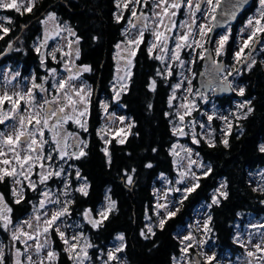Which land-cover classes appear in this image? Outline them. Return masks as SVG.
I'll use <instances>...</instances> for the list:
<instances>
[{"label": "trees", "instance_id": "trees-1", "mask_svg": "<svg viewBox=\"0 0 264 264\" xmlns=\"http://www.w3.org/2000/svg\"><path fill=\"white\" fill-rule=\"evenodd\" d=\"M0 10L5 17L11 19V23L7 22L9 33L4 35L0 31V35H3V39H0V55L6 52L11 43L15 45L14 50L0 62V67L7 64L17 69L20 66L23 77L33 74L40 79L46 74V70L58 67L64 61L61 50L57 49L56 58L47 56L42 64L43 52L36 50V41L44 32L42 21L49 13H54L62 23L69 25L76 37L80 38L77 44L80 56L76 59V64L91 68L90 72H82L81 75L84 83L91 88V96L87 131H81L83 139L87 141V155L78 160L73 159L75 172L71 173V177L74 179L75 189L78 188L76 169H79L90 187L87 196L74 190L71 209L74 215L91 209V213L99 219L97 213L104 205L105 195H110L116 201V209L100 227L93 228L89 222L86 223L85 233L88 244L92 245L89 247L90 255L97 259L99 255L109 252L113 244H123L124 251L119 252V257L126 260L127 264H178L177 260L183 255V244L177 235L189 225L195 211L204 205L210 206L211 242L217 247L218 254L231 253L234 256L243 253L245 248L236 237L238 224H243L247 216H264V191L258 190L250 177L253 171L264 168V152L259 151V146L264 142L263 62L258 59L251 70L246 67L240 70L239 81L245 89L243 96L234 92L230 96L216 99L222 108L231 107L238 99L243 102L251 100L254 111L246 119L238 120L235 117L231 133L225 137L228 147L221 143L225 139L221 135V122L214 117L211 126L215 129V146L209 147V140L204 136L198 138L199 144H194L198 154L212 171L200 178L199 187L187 194V198L180 203L178 213L167 219L164 228L160 229L159 218L154 214L155 188L161 184V174L174 176L177 173L171 151L176 140L173 122L176 121L177 99L171 100V106L169 100L174 95L178 68L168 76L165 71L167 65L153 58L156 56L155 52L150 57L147 34L144 42L136 49L128 90L117 99L113 88L117 72L116 45L126 37L123 32L127 26L128 13L123 14L119 23L116 21L115 15L119 14L116 0H37L31 12L23 11V7L21 13L4 8ZM247 15H242L238 24L246 23ZM238 24L230 34L224 53L220 55L227 66L233 62ZM94 37L98 39H93ZM183 56L185 58L188 54ZM202 62L203 59L195 61L196 70L202 68ZM158 70L164 72V75L158 76ZM152 80L156 81L155 91L149 87ZM194 84L197 85V78ZM183 91V88H179V94ZM105 101L111 109H119L128 115L135 125L129 128L123 144L118 143L121 138L117 136H113L108 144L105 143V134L101 132L105 117L101 105ZM105 147L111 155L110 165L108 157L102 151ZM149 163L153 167H146ZM132 169H135L134 173L131 172ZM126 170L133 176L131 185L127 184L124 175ZM221 184H226L222 191L228 193L227 198L218 195L219 203L213 204V196ZM11 188V179L6 177L0 183V193L4 194L12 208L9 230L0 227V241L5 245L6 264H12V253L19 247L17 242L11 241V226L31 213L34 201L37 200V196L26 187L24 199L19 204L14 203ZM146 217H151V220ZM150 223L155 235L149 234V238L145 239L141 231L146 232V225ZM120 235L124 236L123 241L118 238ZM53 245L58 253L56 264H74L65 251L66 245L56 232L53 233ZM115 264L118 262L115 261Z\"/></svg>", "mask_w": 264, "mask_h": 264}, {"label": "snow or ice", "instance_id": "snow-or-ice-1", "mask_svg": "<svg viewBox=\"0 0 264 264\" xmlns=\"http://www.w3.org/2000/svg\"><path fill=\"white\" fill-rule=\"evenodd\" d=\"M37 0H21L20 3L17 0H0V8L15 10L17 13H21V8L23 7V11L31 12L32 9L36 6ZM149 3L152 4V13L148 15L142 9L147 7ZM207 5V10L204 9V5ZM222 4V0H116V7L120 9V13L115 15L116 21L119 23L123 19V12L130 11L131 18L128 20L129 28H126L123 32V35L126 36L125 43L126 47L124 52L127 53L126 56H122L121 59L125 61V68L123 75H117V83L119 84V89L115 91V95L117 99L121 96L122 93L128 90V82L131 78V66H132V57H135L136 51L134 49H138L140 44L144 42L145 32L149 30V21L152 22L154 27L150 29L151 35L154 37V41L148 47V53L150 57L155 49L159 48L162 55H156L155 59L164 61L165 57L171 61H179V65L183 67L185 65V61L180 57V50L183 48H203V44H201L200 40L195 39V34L198 33L201 39H204L207 36L208 32H211L213 29L208 28L206 24H197L196 22V13H204L207 11L211 16V19L215 22L217 20L216 10L220 8ZM259 7L257 9V15L254 18H249L247 21L246 28L251 27V32L248 34L247 39L243 40L242 46L239 51L235 53V60L239 63L241 61L244 62V66L251 70L256 61L252 58L251 51L245 54V49H251L254 47V43L262 42L258 40L260 34H264V0H258ZM238 6V5H236ZM186 8L189 12L190 23L187 21L180 22L179 25L176 24L174 17L177 16V13L181 8ZM141 9L139 12L137 9ZM157 9L159 11H157ZM194 9V11H193ZM230 16L235 15V11H231L229 13ZM56 16L54 13H49L47 16V20H55ZM165 19L168 20V23L165 24ZM0 21H7L11 23V19L7 17H0ZM136 21V22H134ZM47 21H42V23H46ZM163 26L164 31H161L160 28ZM217 23H213V28L218 27ZM186 28L187 30L183 34H177L173 39L175 40V48L169 49V35L168 33L172 32L173 29ZM65 31L70 36L76 37L75 31L65 26ZM131 30H135L133 34ZM0 31L3 32L4 35H7L10 31L8 27H5L3 23H0ZM59 34V33H57ZM0 39H3V35H0ZM93 39H98V37H94ZM229 39V35H222L218 41V46L215 49L216 56H220L224 53L225 44ZM80 38L76 37L74 41H69L68 47L71 49L73 43L79 44ZM210 40H205V43H209ZM11 47V45H9ZM118 50L121 49V44L118 43L116 45ZM39 52V48L36 49ZM208 51V57L211 59V52ZM53 59H55V55L51 54ZM67 56H75L79 58L80 50L79 48H75L73 51L69 53H65ZM120 56V52L117 53ZM200 58L204 59L205 56L200 54ZM41 63H44V57L41 56ZM187 63H194V61H188ZM215 63V62H214ZM226 66L217 63L214 69L217 73H222ZM65 70L69 73L67 78L56 79L57 71L56 69H50L49 72L53 77V83L51 85L50 90L45 85L47 84V79L45 78L44 83L37 84L33 79L32 85L27 89L26 92H16L13 95H9L6 91L0 96V125L4 126V129L0 130V183H3L5 178H10L12 181L11 195L15 198L14 203L19 204L24 199V182L27 181V188L36 191L37 189V181L32 180L31 177L33 174L39 177V184H45L52 177H67L70 176V173H67L63 164L57 165L55 161L58 159L59 161H65L66 159H81L87 155L85 149L87 148V141L80 138L79 133L69 131L65 126L71 122L78 125V127L87 131L86 120H82L81 118L85 117L88 113V97L90 95V90L86 91L88 86L80 81L79 86H77L76 81L79 80L82 72H90V66H75L69 67L67 64L65 65ZM121 69L118 67L117 72L119 73ZM168 76L172 75V70L170 66H166L165 69ZM236 74H239L240 69H236ZM232 72H228L227 75L223 76L222 82L217 84L216 87L220 88L221 91L227 90H235L232 89V83L228 80V76L232 75ZM16 75H19L17 73ZM158 76L164 75V72L158 70ZM183 76V73H181ZM203 75V74H202ZM187 80L189 85L187 91L191 93V80H188L187 77H184L179 83L174 85L175 89H179L182 87L184 81ZM156 81L152 80L149 85L152 91H155ZM215 90V89H213ZM38 94L39 99H38ZM238 94L243 96L245 94V89L243 87L238 89ZM202 99H206L203 93H200ZM175 99L173 95L170 97L169 104L171 106V100ZM10 105V108L4 110L5 103ZM23 102V107L21 105ZM195 105H192L194 107ZM102 108L107 109V104H102ZM181 108L185 110L184 115H179V120L181 122L184 121L185 115H190V106L187 103H182L180 105ZM238 109L241 110L240 114L236 116V119H246L249 114H251L254 109L251 107V100H246L239 104ZM151 108V105H149ZM246 109V111H243ZM225 120L227 125V131L222 130L225 137L230 135L232 128V121H230L227 117H221ZM126 118L120 117L121 122H123ZM213 116L209 115L208 120L211 121ZM9 121H13L12 124H9ZM134 124L129 125V127H134ZM201 128H204L205 125L201 124ZM11 129V131H7V129ZM105 131V129H101V132ZM120 131H124L120 129ZM49 135L46 136L45 133ZM173 133L178 134L180 136H184L186 133L184 132L182 127H174ZM101 139H104L101 136ZM192 142L195 144H199L200 140L196 138V135L193 134ZM105 143H109V141H105ZM118 143H125L124 139H120ZM209 147H214L215 143L213 140H209ZM225 147H228V140L225 138L221 141ZM47 147V151H45ZM175 145H173V149H175ZM71 150V151H70ZM105 156L108 157V164H111V155L108 151V148L105 147L102 149ZM156 151V149H153ZM259 151L264 152V144L259 146ZM9 154H11V159H9ZM174 155H179L177 152H173ZM192 150H186V158H188V165L185 171L180 172L181 179L178 183H186L188 179L192 181L190 186H186L183 189L177 188L175 191H183L185 193L184 198H187V194L195 191L196 188L199 187L200 176L196 174V172L192 171L193 165H197V161L191 159ZM197 155H199L197 153ZM40 169L36 171V168ZM198 167L204 169L202 172L203 176H207L211 173L212 169L210 166H205L202 163L197 165ZM146 167L151 168L153 165L151 163L147 164ZM132 173L135 172V169L131 170ZM126 177V181L128 185L133 183V176L129 174L126 170L124 173ZM163 177V174H161ZM76 178L78 180H83L84 182L80 187L76 188L75 191L81 193L84 196H87L88 188L90 187L87 183L86 178L81 176L79 169H76ZM166 179V178H164ZM64 188L67 190L70 186V181L65 179L63 181ZM226 188V184H221L220 188L216 191L219 196L227 198L228 193L226 191H222V189ZM264 191V188L261 189ZM168 191H172L169 189ZM67 195V191L64 193ZM44 199L39 201V208L44 209L46 202L53 204H60L59 199L51 200L50 199V191H43L40 193ZM167 200V193L164 197ZM105 200L107 201L106 207H103L99 212V219L92 218L91 209L85 210L84 215L88 218V222L91 224L93 228L100 227L105 220L108 219V216L111 212L116 209V201L112 200L110 195H105ZM71 201H69L70 203ZM213 204H218L219 199L216 195L213 196L212 200ZM171 202H166L164 204L157 203L155 208V215L159 218L158 227L163 229L167 219L174 217L179 211V208L175 210L169 209V204ZM178 203H182V200ZM34 207V211H35ZM161 210H163L161 212ZM12 212V208L8 205L5 200L4 194L0 193V227H3L4 230H9V225L12 224V220L10 218V213ZM68 214V208L63 206L59 208L57 211H54L51 215L50 219H44L43 221V229L39 224L33 225L30 221H25L28 228L35 230L36 235L34 236L30 232H24L20 227H17L15 231H12L11 241L16 242L20 241L25 245L24 251L22 252L20 249L16 248L14 253H12L14 259L12 264H24L21 260L22 256H25L27 264H45V261L54 262L58 256V254L53 250H48L46 257L41 256V252L45 248H50V241L45 238L43 242L39 241L40 235H47L50 233V229L55 227V232L58 234L59 238L66 245L65 251L69 253V259L74 261V264H83L85 259H88V254L86 248L92 247L91 244L85 245V247H81L80 251L77 252V243H73L72 241H79L80 236H72L70 238L66 237L65 232L60 230L59 225H57V221L60 220L61 217ZM47 216V213H45ZM36 221H40L41 217L36 215ZM146 219L151 220V217H146ZM211 217H209V220ZM147 231H141V235L145 238H149V234L155 235L153 231V226L150 224L146 225ZM203 231L208 233L211 229L208 227V221L204 222ZM21 237H24L21 240ZM121 241L124 240V236L120 235L118 237ZM35 240V255L38 257L36 261H33L32 255H26L29 247L27 241ZM184 240L189 243L185 248L181 249V252L187 256L188 249L192 248L193 241L195 238L190 234L184 237ZM207 241H195L196 246L202 247L204 243ZM251 242V240H249ZM255 248V252L247 251L246 255L249 258L247 264H253V260L256 259L260 262V264H264V247H261V244L253 245ZM13 248H15V244H13ZM124 251V245L121 244L114 251H109L107 254L108 260L105 261V264H108V261H117L118 264H127L126 260H122L116 253ZM83 253V256L80 255ZM257 253H261L259 257H257ZM203 253H200L202 255ZM6 253L4 252L3 246L0 245V264H6L5 261ZM215 259L214 256H208L207 262L211 264V262ZM195 264H200L199 260L195 262Z\"/></svg>", "mask_w": 264, "mask_h": 264}, {"label": "rangeland", "instance_id": "rangeland-1", "mask_svg": "<svg viewBox=\"0 0 264 264\" xmlns=\"http://www.w3.org/2000/svg\"><path fill=\"white\" fill-rule=\"evenodd\" d=\"M7 2V0H6ZM18 3L21 2V0H17ZM253 7V5L250 7V9ZM208 6L205 4L204 9L207 10ZM138 12L141 9H137ZM145 13L148 15H151L152 13V4L149 3L147 7H144L142 9ZM119 9V13H120ZM157 11H159L157 9ZM194 11V9H193ZM128 13V20L131 18V13L130 11H124L123 14ZM257 15V10L255 13L250 17L254 18ZM56 16V15H55ZM0 17H5L3 15V12L0 11ZM176 22L177 25L180 24L182 21H190L189 17V12L186 8H181L179 12L177 13V16L173 18ZM249 20V19H248ZM44 21H47L46 23H43V28L44 32L43 35L36 41V46L39 48V51L42 50H48V55H45L43 53L44 57V63L46 61L47 56H50L53 58L51 54L57 55L58 50H61V57L64 58V61L62 64L58 67H52L50 69H56L57 71V76L56 79L60 78H67L69 73L65 70V65L67 64L69 67H75L79 66L76 64V57L73 56H67L65 53H69L73 51L75 48H78L77 44L73 43L72 48L70 49L68 47L69 41H74L73 37L70 36L67 31L64 30L65 26L70 27L69 25H65L62 23L59 18L56 16V19L53 20H47V17L44 19ZM136 22V21H134ZM196 22L197 24H206L208 28H212L213 26V20L211 19V16L207 11L204 13L197 12L196 13ZM0 23H3L5 27H8L7 21H0ZM165 24L168 23V20L165 19L164 21ZM155 25L152 24L151 21H149V30L145 32L144 39L146 35L148 34V43L149 45L154 41V37L151 35L150 29L154 27ZM232 26H229V29ZM126 28H129L128 22ZM227 29L225 31H222L220 35L217 37L216 40V45L215 49L218 46V41L222 35L228 34L229 39L227 43L225 44V48L228 46V43L230 41V34L232 30ZM161 31H164L163 26L160 28ZM187 29H179V32H177V29H173L172 32L168 33L169 35V49H174L175 48V40L173 37H175L177 34H183ZM251 27L246 28L245 26L243 27H238L235 33V42H234V51H233V62L232 64H228V72L234 71L237 66L241 62H237L235 60V53L239 51L240 47L242 46L243 40L247 39L248 34L251 32ZM131 32L134 34L135 30H131ZM59 33V34H57ZM210 32L207 33V36L204 39H201L199 34H195V39L200 40L201 44H203V48H183L180 50V57L183 59L186 63L183 67L179 65V61H171L165 57V60L163 61L167 66L171 67L172 73L175 68H178V72L176 75L178 76L177 83H179L184 77H187L188 80H191V93L187 91L189 85L187 83V80L184 81L182 87L183 88V93L179 94V89H175L174 91V96L175 99H177L176 103V121L173 122V128L174 127H182L184 132L186 133L184 136H180L178 134H175L176 140L174 141L173 145H175V149H173V145L171 148L172 153L175 151L179 153V155H174V161L176 164L177 168V173L174 176H163L164 178H161V184L158 185L155 188V205L157 203L164 204L166 202H171L169 204V209L170 210H175L176 208H180V203L179 201L184 199L185 193L183 191H175V189L180 188L183 189L186 186H190L192 181L188 179L186 183H178V181L181 179L180 177V172L185 171L187 169L188 165V158H186V150L191 149L192 150V155L191 159L197 161V165L203 164L205 166H209L206 164L200 155H197V150L195 148V143L192 142V136L193 134L196 135V138L198 139L200 136H204L208 140H213L214 139V128L211 126V122L214 121V117L216 116L218 119V122H221V131H227V125L224 119L221 117H227L230 121L235 119L237 115H239V112L241 110L238 109V105L241 104L243 101L242 100H235L233 105L229 108H222L219 106L217 102V98H215L213 95H210L209 97H206V99H202L199 96L198 93V86L194 84V80L199 76V74L204 71V66L200 68L199 70L195 69V61L200 58V54L205 55V50L207 47V43H205V40H208ZM124 41H126V37L124 38ZM124 41L120 42L121 44V49L116 52V60H117V68L119 67L121 71L118 73L116 72V78L117 75H123L124 74V68H125V61L121 59L122 56H126L127 53L124 52V49L126 47ZM50 44V45H49ZM58 49V50H57ZM136 51V49H134ZM225 50V49H224ZM118 51L120 52V56L117 55ZM186 51V53H183ZM153 52H155L156 55H162L160 52V49L157 48ZM188 54V56L184 58L183 55ZM219 60L220 56H217ZM188 58V59H187ZM60 59L57 60L59 62ZM188 61H194V63H187ZM133 65H134V57H132V66H131V73L133 70ZM45 66V65H43ZM21 67L19 66L18 69H13L11 66L4 64L3 67H0V73L2 76L0 77V96H2L5 91L9 95H13L16 92H21L24 93L27 91L28 88L31 87L33 79L37 84L39 83H44L45 78L47 79V84L45 85L48 87L50 90L51 85L53 83V77L50 74L49 70H46V74L42 75L40 79L38 77H33V76H27V78H22L21 73L19 72V69ZM19 73V75H16ZM183 73V76L181 75ZM240 73V72H239ZM82 75V73H81ZM80 75L79 80L76 81L77 86H79L80 81H83L82 76ZM234 75V74H233ZM115 78L114 80V85L113 88L118 90L119 89V84L117 83V79ZM130 81V80H129ZM84 82V81H83ZM232 85L234 87V91L238 94V89L243 87L242 84L239 81V75L235 74V77L232 80ZM129 86V82H128ZM90 89L87 88L86 91H89ZM54 91V90H52ZM38 94V99H39ZM91 95V92H90ZM89 95V96H90ZM205 97V96H204ZM174 99V100H175ZM88 103H89V97H88ZM182 103H187L190 106V115H185L184 116V121L181 122L179 120V115H184L185 110L180 107ZM104 104H107V109H104L105 112V117H104V127L105 129L104 134L105 138H107V141H111V138L113 136H117L118 138L125 139L127 137V133L129 132V125L132 124L131 118L126 115L123 111L119 109H111L108 105V102L105 101ZM22 107L23 102H21ZM192 105H195L192 107ZM88 107V104H87ZM10 108V105L6 102L4 105V110H7ZM211 115L213 116V119L211 121L208 120V116ZM87 117L88 113L85 117L81 118L82 120H86V126H87ZM120 117H125L126 119L121 122ZM9 124H12L13 121H9ZM204 124L205 127L201 128L200 125ZM69 131L72 132H77L79 133V136L81 139L82 133L81 129L78 127L77 124L69 122L65 126ZM4 129L3 125H0V130ZM120 129H123L124 131H120ZM7 131H11V129H7ZM102 132V133H103ZM46 136L49 134L46 132ZM222 137L225 138V135L223 132L221 133ZM84 140V139H83ZM47 151V147L45 149ZM71 151V150H70ZM86 151V149H85ZM9 159H11V154H9ZM73 159H66L65 161H59L58 159L55 161L57 165L63 164L65 170L67 173H70V176L67 177H52L49 179L45 184H39V177L35 174L32 175L31 179L37 181V189L36 191H33L30 189L31 193H33L35 196H37V200L34 201L33 204V210L31 213L26 215L20 222L16 223L12 227V231H15L17 227H20L22 231L24 232H30L34 236L36 235L34 228L30 229L28 228L27 224L24 223L25 221H30L34 226L39 224L41 231L43 229V221L44 219H50L51 215L54 211H57L59 208L66 206L68 208V214L65 216L61 217L60 220L57 221V225H59L60 230L65 232L66 237L70 238L72 236H80L79 241H72L73 243H77V252L80 251L81 247H85L86 243L88 244L87 236L85 233V226L86 223L88 222V218L85 217L84 212L82 213H77L74 215L73 210L71 209L72 205V195L75 190V185L73 183V178L71 177V173L75 172V169L73 168ZM197 165H193L192 171L196 172L198 176L203 177L202 172L204 169L198 167ZM0 167H3L0 165ZM40 169L36 168V171H39ZM251 182L252 184L260 191L261 189L264 188V168L255 170L251 173ZM67 179L70 181V186L67 190L64 188V183L63 181ZM12 182V181H11ZM83 180H79V186L83 183ZM13 186V185H12ZM27 187V181L24 182V192ZM169 189H172V191H168ZM43 191H50V199L51 200H56L59 199L60 204H53V203H47L45 205L44 209L39 208V201L41 199H44L40 195L41 192ZM65 191H67V195H65ZM167 193V200L164 199L165 194ZM215 195L218 197V193L216 192ZM69 201H71L69 203ZM7 202V201H6ZM9 205V204H8ZM107 201L105 200L104 205L101 206V209L103 207H106ZM35 207V211H34ZM163 210H161L162 212ZM45 213H47V216H45ZM178 213V211H177ZM176 213V214H177ZM98 214V213H97ZM36 215H39L41 217L40 221H36L35 217ZM92 218H96L95 215L91 213ZM209 217H211V212H210V206L209 205H204L200 206L194 213L193 219L188 223L189 225L184 227L182 231H180L177 235L181 243L183 244V248L186 247V245L189 243L188 241L184 240L185 236L192 235L195 240L193 241V247L188 249V255L185 256L184 254L177 260L178 264H190L191 261L194 259L195 255H199L202 257V261L207 263V257L208 256H214L215 259L211 262V264H247V261L249 258L246 255L247 251H253L255 252V248L253 245L255 244H261V247H264V216L260 217H255V216H247L244 218L245 222L243 224L239 223L237 228H236V237L237 240L243 245L245 249H243V253L237 254V255H232L231 253H225V254H218L217 247L213 242H211V234L210 232L205 233L203 231V226L204 222L208 221V227L210 228V223L211 219L209 220ZM1 223V222H0ZM55 227L56 225L53 226L52 229H50V233L47 235H40L39 236V241L43 242L45 238H47L50 241L51 247L50 248H45L41 252V256H45L47 254L48 250H53L57 253V251L54 249L53 245V233H55ZM24 237H21V240H23ZM251 240V242H249ZM195 241H207L206 243L203 244L202 247L196 246ZM17 245L19 246L18 249H20L22 252L24 251L25 245L21 243L20 241H16ZM28 245H31L32 247H29L28 252L26 255H32L33 261H36L38 257L35 255L34 248H35V240H29L27 241ZM0 245L3 246V249H5V245L0 241ZM119 245L113 244L112 247L110 248V251H114ZM194 248V249H193ZM195 250V251H194ZM87 254H88V259H85L83 264H105V261L108 260L107 258V253L99 255L97 259H94L90 255L89 248H86ZM200 253H203L200 255ZM58 254V253H57ZM81 256H83V253H80ZM116 255L119 256V253H116ZM257 257L261 255V253L256 254ZM57 259V258H56ZM122 259V258H121ZM21 260L24 262V264H27L25 256L21 257ZM123 260V259H122ZM45 264H56V260L54 262H48L45 261ZM108 264H115V261H108ZM253 264H260V262L256 259L253 260Z\"/></svg>", "mask_w": 264, "mask_h": 264}, {"label": "water", "instance_id": "water-1", "mask_svg": "<svg viewBox=\"0 0 264 264\" xmlns=\"http://www.w3.org/2000/svg\"><path fill=\"white\" fill-rule=\"evenodd\" d=\"M254 3V0H222V4L220 8L217 9L216 15L217 20L213 23H217L219 26L212 28L213 30L210 33L209 40L210 42L207 44V49L211 52V59L208 57V51L205 52V58L203 59V65L205 67V70L202 71L198 76V86H199V93H204L208 96L210 92L214 90V95L216 97H223V96H230L233 92V90H227V91H221L220 88L216 87L217 84L222 82L223 74L225 72L226 67L224 68V71L222 73H217L214 71L216 64L220 63L224 66H226V63L223 61H217L216 54L214 52V43L218 36V34L225 30L230 25H235L239 22L241 15L248 10ZM238 5V6H236ZM235 11L234 16H230L229 13L231 11ZM260 41V40H259ZM260 42H256L252 49V54L255 53L257 47L259 46ZM14 44H11V47H8L6 52H4L0 59H2L4 56L9 54L13 48ZM215 62V63H214ZM235 73V72H234ZM203 74V75H202ZM232 75L228 76V80L231 81ZM233 89V88H232ZM200 95V94H199ZM201 97V95H200ZM199 260L200 264H203L201 258L199 255H195L194 259L191 261L190 264H195V262Z\"/></svg>", "mask_w": 264, "mask_h": 264}, {"label": "flooded vegetation", "instance_id": "flooded-vegetation-1", "mask_svg": "<svg viewBox=\"0 0 264 264\" xmlns=\"http://www.w3.org/2000/svg\"><path fill=\"white\" fill-rule=\"evenodd\" d=\"M205 6V5H204ZM203 6V7H204ZM258 7H259V4H258V0H254V4H253V7L251 8V10L250 9H248V10H246L242 15H244V14H246L247 15V11H251V12H249L248 13V15L246 16L247 17V19H246V22L248 21V17H249V14H253L257 9H258ZM242 15H241V17H242ZM241 17H240V19H241ZM243 26H245L246 27V23H244L243 24ZM233 28H234V26H232V27H230V29L231 30H233ZM10 29V28H9ZM229 29V30H230ZM209 40V39H208ZM258 40H260V41H262V42H260V44H259V46L257 47V49H256V51H255V53H253L252 54V58H254L255 59V61H257L258 59L261 61V62H263V64H264V34H260L259 35V37H258ZM11 44H13V43H11ZM10 44V45H11ZM208 44V43H207ZM255 44V43H254ZM15 47V46H14ZM252 49L253 48H251V49H245V54H247L248 52H252ZM13 50H14V48H13ZM3 54V53H2ZM1 54V55H2ZM0 55V56H1ZM7 57V55L4 57V58H2V59H0V62L1 61H3L5 58ZM202 65H203V62H202ZM241 67V68H240ZM245 66H244V62L243 61H241V63L237 66V69H243ZM198 91H199V88H198ZM203 95L205 96V97H209L210 95H213V91L212 92H210V94L208 95V96H206L205 95V92L203 93ZM214 96V95H213ZM201 98V97H200Z\"/></svg>", "mask_w": 264, "mask_h": 264}, {"label": "bare ground", "instance_id": "bare-ground-1", "mask_svg": "<svg viewBox=\"0 0 264 264\" xmlns=\"http://www.w3.org/2000/svg\"><path fill=\"white\" fill-rule=\"evenodd\" d=\"M253 4H254V3H253ZM249 9H250V8H249ZM216 11H217V10H216ZM254 13H255V12H254ZM254 13H253V14H254ZM253 14H250L249 17H248V19H249ZM239 21H240V20H239ZM237 24H238V23H237ZM237 24H235V25H230V26H234V27H235ZM243 24H244V23H242V24H238V27H239V26H240V27H243ZM246 25H247V22H246ZM238 27H237V28H238ZM212 28H213V26H212ZM227 29H229V26H228L225 30H227ZM225 30H223V31H225ZM221 32H222V31H221ZM221 32H220V33H221ZM210 33H211V32H210ZM220 33L218 34V36L220 35ZM218 36H217V37H218ZM209 37H210V34H209ZM209 37H208V39H209ZM216 40H217V38H216ZM216 40H215V43H214V52H215ZM255 44H256V43H255ZM255 44H254V45H255ZM206 49H207V47H206ZM205 52H206V51H205ZM215 54H216V53H215ZM204 56H205V55H204ZM216 59H217V61H222V60H219L217 56H216ZM223 62H224V61H223ZM203 66H204V65H203ZM240 68H241V67H240ZM204 69H205V67H204ZM236 69H237V68H236ZM236 69H235V70H236ZM227 70H228V66H227V64H226V69H225V72H224L223 76H224V75H227ZM235 70L232 71V73H233L234 75L232 74L231 83H232V80H233V78L235 77V74H236V71H235ZM234 72H235V73H234ZM197 79H198V77H197ZM197 85H198V80H197ZM198 88H199V86H198ZM232 88L234 89L233 85H232ZM212 91H213V95H214V90H212ZM212 91H211V92H212ZM198 92H199V91H198ZM234 92H235V91L233 90L232 94H233ZM199 94H200V93H199ZM232 94H231V95H232ZM199 96H200V95H199ZM214 97H215V98H220V97H216L215 95H214ZM261 144H264V142H262Z\"/></svg>", "mask_w": 264, "mask_h": 264}]
</instances>
